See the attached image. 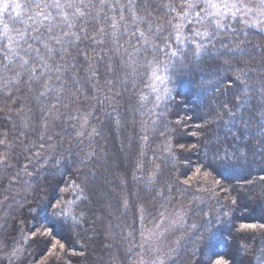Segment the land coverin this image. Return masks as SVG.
Here are the masks:
<instances>
[{"label":"trees","instance_id":"16d2710c","mask_svg":"<svg viewBox=\"0 0 264 264\" xmlns=\"http://www.w3.org/2000/svg\"><path fill=\"white\" fill-rule=\"evenodd\" d=\"M157 14L166 19L164 12ZM234 26L235 42L248 41L243 47L254 51L256 58L241 57L240 50L234 48L232 33H221L223 43L236 55H225L228 49H220L222 58L212 62L219 63L218 74L216 67L207 70V55L195 61L203 71L192 70L190 63L189 69L169 84L171 95L156 108H153L154 94L149 95V90L139 82L133 88L125 79L126 69L120 65L110 43L93 46L87 40L81 41L77 48L88 52V60L75 48L66 57L70 65L75 63L70 70L79 84L65 74L67 83L60 101L54 92L38 98L41 86L33 84V90L29 91L23 80L11 86V97L0 93V140H6L9 145H0V155H6L11 165L8 168L0 165V264H32L31 256L48 253L46 248L50 244L33 242L32 235L21 231V226L25 231L27 226L33 227L30 216L25 217L28 209L46 203L52 195L51 186L61 180L69 183L75 180L84 188L86 199H77L72 191L66 193L72 194L79 205L72 204L71 212L84 215L80 226L71 232L60 225L53 229L65 249L57 247V256L47 254L37 264H138L146 226L158 223L178 209L185 217L178 241L164 264H208L219 258L217 253L226 259L235 257L236 264H264L261 252L264 236L240 227L264 223L261 219L264 181L259 179L264 176L261 158L256 157L252 175L246 177L251 183L240 176L222 181L203 161V152L191 147L206 139L203 134L193 135L198 132L197 124L208 122L210 130L221 134L226 131L230 117L221 107L223 103L227 102L236 113L233 131L241 127V116L247 120L250 109L264 103L259 92L250 91L249 103L244 108L235 106L237 97L243 94L240 83L235 81L237 68L254 69L245 78L250 86L264 84V68L260 67L259 59L264 55V34L249 28L247 35H240L243 26ZM220 43L221 39H217V48ZM224 60L229 64L225 65ZM218 79L224 83L217 85ZM229 84L230 87L226 86ZM157 87L163 91V85ZM141 92L149 96L148 100L140 98ZM42 108L47 111L41 112ZM178 120L180 125L176 124ZM252 123L255 125L257 121ZM180 145L185 147L182 149ZM25 165L27 174L23 170ZM201 165L204 167L196 177L195 168ZM205 172L210 175L205 177ZM190 179V185L183 184ZM218 180L230 190L227 194L215 185ZM69 183L60 184L61 189L69 187ZM102 183L107 186L105 196ZM74 235L77 238L73 241ZM18 244L20 258L9 262L8 256Z\"/></svg>","mask_w":264,"mask_h":264},{"label":"snow or ice","instance_id":"6c2138e0","mask_svg":"<svg viewBox=\"0 0 264 264\" xmlns=\"http://www.w3.org/2000/svg\"><path fill=\"white\" fill-rule=\"evenodd\" d=\"M157 11L164 12L166 19H161ZM237 24L243 26L239 30L240 35H247L246 29L249 28L264 34V0H0V93H7L11 97V86L23 80L29 91L33 90V84L41 86L38 98L54 92L57 101H60L67 83L65 74L72 78L73 83L79 84L75 73L70 70L75 63L70 65L66 57H70L71 49L75 48L79 55L88 60V52L77 48L81 41L87 40L93 46L110 43L120 65L126 69L125 79L133 88L139 82L149 90V95L154 94L156 103H153V108H156L171 95L169 84L175 81L177 75H182L183 70L189 69L190 63L192 70L203 71V67L195 61L207 55V70L210 72L212 67H216L218 74L220 65L212 62L222 58L220 49H228L225 55H236L223 43L221 33H232L234 48L240 50L238 54L241 57L256 58L254 51L243 47L248 41L235 42L237 28L234 25ZM217 39H221L219 48L216 47ZM254 48L259 49L260 46L254 45ZM189 50L191 62L188 60ZM161 56L164 58L161 59ZM259 59L262 61L260 67L264 68V55H260ZM223 63L228 65L229 61L224 60ZM109 69L112 70L111 65ZM252 71V68L236 69L235 81L240 83L243 90L242 96L236 100L235 106L238 108H244L249 103L250 91L259 92L261 100H264V84L252 87L245 79ZM207 83L211 84L212 81ZM223 83V80L216 81L217 85ZM158 84L163 85V91L157 87ZM226 86L230 87V84ZM140 98L148 100L149 96L141 92ZM221 107L230 117L225 125L226 131L221 134L215 129L210 130L208 122L197 124L198 132L193 135L203 134L206 139L200 141L198 146L191 147L196 152H203V161L216 171L222 181L240 176L246 183H251L246 177L252 175L256 157L259 156L264 164V103L250 109L251 115L247 120L241 116V127L236 131H233L236 113L228 107L227 102ZM45 111L47 109H41V112ZM253 120L257 121L255 125ZM176 124L180 125L181 121H176ZM43 127L46 128L47 124L44 123ZM142 139L147 140V137ZM0 145L9 146L6 140H0ZM180 147L183 149L185 146ZM0 165L11 167L6 155H0ZM202 167L204 165L195 168L196 177L200 176ZM23 170L27 174L26 165ZM261 171H264V167H261ZM204 175L207 177L210 173L205 172ZM18 176L20 173H17ZM259 179L264 181V176ZM221 180L214 183L227 194L230 190L223 187ZM63 183L69 182L61 180L52 185L51 198L28 209L29 214H35L33 220L36 223L52 225L44 227L43 231H32L31 236L35 243L50 244L46 251L52 256H57V247L65 249L59 239L51 240L53 229L60 225L71 232L80 226L84 215L83 212L77 215L66 211L69 204L79 206L75 201L57 200L61 192L66 194L69 191L74 192L77 199H86L83 196L84 188L72 180L69 187L61 189L60 184ZM190 183L191 179L183 182L184 185ZM160 195L163 196V193ZM7 199L5 195L4 200ZM54 200L56 203H53ZM230 202L236 203L235 200ZM123 203L127 208V200ZM49 209L53 211L49 213ZM139 211L140 220L143 221L144 209L141 207ZM36 223L33 224L34 229ZM240 227L264 236V223H247ZM45 237L48 239L44 240ZM261 252L264 254V249ZM216 255L219 258L208 261V264H236L235 257L226 259L218 253ZM160 264L164 262L160 261Z\"/></svg>","mask_w":264,"mask_h":264},{"label":"rangeland","instance_id":"374dc122","mask_svg":"<svg viewBox=\"0 0 264 264\" xmlns=\"http://www.w3.org/2000/svg\"><path fill=\"white\" fill-rule=\"evenodd\" d=\"M101 187H102L101 188L102 189V195L105 196L104 190L105 189L107 190V186L105 188V185L102 183ZM59 200L74 201L72 199V194H70V196L63 194L62 198L59 197ZM71 206H72V204H69L66 208V211L71 212ZM51 211H52V209H49V213H51ZM34 215H35L34 213L33 214H27L25 217L29 218V216H30V218L33 220ZM184 217L185 216H184L183 211L178 209L177 212L170 214V215H167V216L163 217L162 219H160V221L158 223L146 226V229H145V232L143 235V239H142V244L140 246L141 254L139 257L138 264H160V261L165 262L168 259L170 251H172V247L178 241V236H179V232H180L179 228H180L181 224H183ZM161 221H162V223H161ZM33 222L36 223L34 220H33ZM157 225H159V226H157ZM27 227H28L27 231H25L23 226H21V231H23L24 233L26 232L25 234L31 236L32 231H34V230H36L38 232L43 231L44 227H51V226H50V224L42 226L40 223H36L35 229L33 227L32 228H30L29 226H27ZM56 235L57 234L54 233V230H53V235L51 237V240L55 241L56 239H58L56 237ZM75 235H77V234H75ZM75 235H74L73 241L77 238V237H75ZM17 247H19V244L13 248L11 254L8 256V261L10 259L9 262L15 261L14 260L15 258H16V260L18 258H20L19 256H20L21 251ZM13 253H15V255H13ZM43 253H44V251L42 253H39V254L37 253L35 258H34V255L31 256L30 259H31V261L33 260V262H34L32 264H37L36 262L43 260L44 257L48 254V253H46V254H43ZM38 255H40V257H39L40 259L39 258L37 259Z\"/></svg>","mask_w":264,"mask_h":264}]
</instances>
